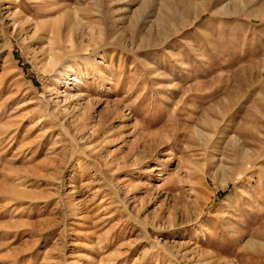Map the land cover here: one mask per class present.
<instances>
[{
    "label": "rangeland",
    "instance_id": "1",
    "mask_svg": "<svg viewBox=\"0 0 264 264\" xmlns=\"http://www.w3.org/2000/svg\"><path fill=\"white\" fill-rule=\"evenodd\" d=\"M0 264H264V0H0Z\"/></svg>",
    "mask_w": 264,
    "mask_h": 264
},
{
    "label": "bare ground",
    "instance_id": "2",
    "mask_svg": "<svg viewBox=\"0 0 264 264\" xmlns=\"http://www.w3.org/2000/svg\"><path fill=\"white\" fill-rule=\"evenodd\" d=\"M54 26H55V25H54ZM53 29H54V28H53ZM59 29H60V28L58 27V30H57V32L59 31ZM54 31H55V30H54ZM57 32H56V33H57ZM56 35H58V33H57ZM224 183H226V181H225Z\"/></svg>",
    "mask_w": 264,
    "mask_h": 264
}]
</instances>
